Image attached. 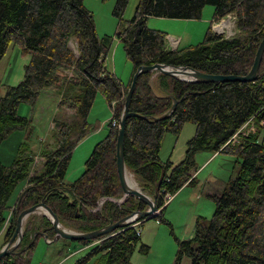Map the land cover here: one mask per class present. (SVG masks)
I'll use <instances>...</instances> for the list:
<instances>
[{
  "label": "trees",
  "instance_id": "1",
  "mask_svg": "<svg viewBox=\"0 0 264 264\" xmlns=\"http://www.w3.org/2000/svg\"><path fill=\"white\" fill-rule=\"evenodd\" d=\"M127 2L115 0L112 13L119 20L115 37L132 62V74L139 65L164 63L211 74L243 75L264 36V0H138L133 16L124 21L121 16ZM204 5L213 6L212 20L196 44L171 49L165 44L167 33L146 24L149 16L197 19ZM230 12L235 17L233 35L226 37L210 29L212 22ZM95 32L93 14L83 0H0V59L11 44L19 45L28 56L21 80L3 86L0 145L13 131L29 128L30 119L17 114L21 102L32 103L46 89L59 96L50 136L54 145L42 142L37 151L45 171L30 175L36 153L27 140L18 144L11 163L5 165L0 158V228L7 222L2 243L13 234L16 215L42 199L61 226L85 233L146 208L133 195L121 203L110 199L123 196L115 146L117 121L132 74L123 84L108 70L105 57L112 36ZM71 41L75 50L69 46ZM262 53L253 81L191 82L156 70L141 73L135 81L128 110L137 115L125 120L123 161L136 185L156 198L159 209L151 218L171 226L164 216V196L185 184L195 185L194 157L199 151L228 154L240 163L234 178L204 182L205 196L214 203V211L209 218L195 217L192 236L175 238L172 264H180L184 256L190 264H264ZM154 72L155 87L149 83ZM99 88L110 106L115 102L107 134L91 148L84 170L67 183L64 174L72 149L98 128L87 116ZM171 96L177 100L172 111ZM186 122L195 129L185 143L184 156L177 163L161 160L163 133L178 135ZM99 198L104 200L101 207L92 210ZM142 222L78 240L88 249L74 264L91 258L92 264H128L136 246L137 252L147 254L149 245L138 231ZM21 229L20 243L0 264H28L36 239L55 237L52 222L41 213L28 214Z\"/></svg>",
  "mask_w": 264,
  "mask_h": 264
},
{
  "label": "rangeland",
  "instance_id": "2",
  "mask_svg": "<svg viewBox=\"0 0 264 264\" xmlns=\"http://www.w3.org/2000/svg\"><path fill=\"white\" fill-rule=\"evenodd\" d=\"M83 2L85 8L90 9L93 14L95 33L98 36H103V34L112 36L111 44L109 45L110 49L105 59L112 67L111 72H114L122 83L126 84L132 74V62L125 58L123 46L115 37L114 31H116L119 24L118 17L112 13L115 0H83ZM137 2L138 0H128L121 20L125 21L133 16ZM212 14L213 6L204 5L201 15H199L200 18L197 19L149 16L146 18V24L150 28L165 31L167 33L165 44L171 49H175L178 46L183 47L201 41L204 37L205 29L210 25ZM224 21L228 22V26L221 27L220 24L224 23ZM234 26L235 17L230 12L220 20L212 22L210 29L215 33L229 37L235 33ZM74 45L75 43L71 41L69 46L75 50ZM5 51L4 56L0 59V96L4 92V85H16L21 80L23 73L22 60L27 56L22 54V50L17 44L9 45ZM154 81L155 72L150 76L149 81L153 87H155ZM155 91L158 92L157 90ZM58 97L55 91L46 89L41 91L32 103L21 102L18 105L17 114L30 119L29 128L13 131L5 140L3 139L0 145V158L3 164L11 163L18 144L27 140L30 143L31 150L36 153L34 161L30 164V175L41 174L45 171L41 165L42 159L37 155V151L40 149L42 142H49L51 146L54 145L52 143L53 140L50 139L53 127L50 123L53 120L55 111L58 109ZM114 106L115 102L110 106L106 99L103 98L99 88L96 95H94V101L87 116L89 123L98 125V128L87 134L72 149L68 168L66 174H64L65 182L71 183L84 170L83 162L90 154L91 148L107 134V121L112 116L113 111L111 108H114ZM65 112L70 114L67 110ZM194 129L195 125L193 123L186 122L178 132V135L169 132L163 133L159 158L161 160L169 159L174 163L179 162L185 153V143L193 135ZM194 158L196 170L193 174H196L197 180L195 185L183 186L175 191L174 194H166L164 196V204H166L164 216L171 226L161 224L154 218L144 220L145 222H142V226H139L140 237L144 243L149 245V252L141 254L137 252L138 246H136L128 264H172L176 252L175 238L184 239L192 236L195 217L202 215L209 218L214 211V203L205 196L204 182H212L214 180L225 182L229 178H234L237 175L238 167H240L236 157L224 153L213 155L209 151H199ZM121 198L123 196L110 199L121 203L124 201H121ZM97 201V205L92 210L99 209L104 200L99 198ZM8 219L9 217L6 221ZM6 225L7 222L0 228V234L4 233L3 229ZM66 229L71 230L69 228ZM47 240H50V242L47 243L43 236L36 239L35 249L30 254L28 264H74L76 259L84 255L88 249L77 241L67 240L62 237L56 240ZM93 260L94 258H91L82 264H92ZM180 264H190L188 257L184 256Z\"/></svg>",
  "mask_w": 264,
  "mask_h": 264
},
{
  "label": "water",
  "instance_id": "3",
  "mask_svg": "<svg viewBox=\"0 0 264 264\" xmlns=\"http://www.w3.org/2000/svg\"><path fill=\"white\" fill-rule=\"evenodd\" d=\"M260 40L261 41L259 42L257 46V50L255 52L253 62L250 65L251 67L249 71L243 75L220 74V73L211 74V73L197 71L195 70V68L192 69L184 65H168L164 63H154L151 65L137 66L136 69H134V72L132 74L131 82H129L127 93L124 96L125 100L123 103V107L121 109L122 112L117 121L118 128H117V134H116L115 162H116V169H117L116 174H118L120 187L123 191V198H121L120 200L121 201L124 200L125 197H127L128 195H133L137 199H140L141 201H143L146 204V208L142 210H136V211L133 210L131 211V213L121 217L119 220L115 222L105 224L100 228L88 231L86 233L76 232V231L72 232V230H68L61 226L57 216L54 214L52 209L43 202L44 200L42 199L36 204L22 209L21 212H19V214L16 215L15 227L13 228L14 232L9 238V240H7L5 244L0 248V260L4 255L14 252V249L20 243L19 241L22 239V234H23V230L21 229V226H23V222L26 219V216L31 213L33 214L41 213L50 219V221L52 222V228H54V231H55V237L52 238L51 240H56L57 238L60 239V237H62V238L72 240V241H78L80 239H85V240L93 239L95 237H99L100 235H103V234L112 232L114 230H117L119 228H122L126 226L127 224L136 223V222L151 218L155 214H157L158 205L156 203V198H154L153 195H149L143 192V190L137 186L129 187L127 185L126 174H125L127 172V169H126L125 161H123L124 152H123L122 147L124 146V139H125V136H124L125 126H126L125 120H127L129 116L137 115L136 113L128 110V108H129L130 100H131L130 96L134 91L135 81L137 80L138 75H140L143 72H150V71L156 70L158 72L165 73L167 75L176 77L183 81H191V82H195V81H201V82H220L221 81L223 82V81H233V80L234 81H253L255 80V77H257L258 68H259L258 65L261 62L262 55H263L262 52L264 51V36ZM171 98L173 99V103L172 105H170V111L174 109L173 107L177 103V100L173 96H171ZM36 234L37 233H34V236ZM43 237H44V240L47 241V243L50 242V240H46L47 238L45 235H43Z\"/></svg>",
  "mask_w": 264,
  "mask_h": 264
},
{
  "label": "crops",
  "instance_id": "4",
  "mask_svg": "<svg viewBox=\"0 0 264 264\" xmlns=\"http://www.w3.org/2000/svg\"><path fill=\"white\" fill-rule=\"evenodd\" d=\"M27 59H28V56H25L24 57V59L22 60V63H23V66H24V64H25V62L27 61ZM106 66H107V68H108V70L109 71H111L112 70V67H111V65H110V63L109 62H107L106 61ZM10 85H14V84H10ZM53 122H51L50 123V125L52 124ZM217 152H213V155H215ZM212 156V155H211ZM193 177H195V179H196V174L195 175H193ZM196 182H197V180H196ZM188 185H190V184H185V185H183V186H188ZM191 185H193V184H191ZM182 186V187H183ZM146 221V220H145ZM144 221V222H145ZM141 234V233H140ZM2 240H3V234H0V246L2 247L4 244L2 243ZM3 244V245H2Z\"/></svg>",
  "mask_w": 264,
  "mask_h": 264
},
{
  "label": "bare ground",
  "instance_id": "5",
  "mask_svg": "<svg viewBox=\"0 0 264 264\" xmlns=\"http://www.w3.org/2000/svg\"><path fill=\"white\" fill-rule=\"evenodd\" d=\"M221 27H226L228 26V22L227 21H224V23L220 24ZM220 27V28H221ZM173 42H175V40H173ZM172 43V42H171ZM175 47V46H174ZM126 174V181H127V185L129 187H135V182H134V179L132 177L131 174H129L128 172L125 173Z\"/></svg>",
  "mask_w": 264,
  "mask_h": 264
},
{
  "label": "built area",
  "instance_id": "6",
  "mask_svg": "<svg viewBox=\"0 0 264 264\" xmlns=\"http://www.w3.org/2000/svg\"><path fill=\"white\" fill-rule=\"evenodd\" d=\"M113 103H114V101H112L111 106H112ZM114 121H115V120L112 119L111 123H114ZM168 196H169V195H168ZM168 196H167V197H168ZM138 231H140V230H138Z\"/></svg>",
  "mask_w": 264,
  "mask_h": 264
}]
</instances>
